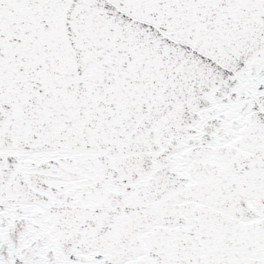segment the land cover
Here are the masks:
<instances>
[{"label": "snow or ice", "instance_id": "snow-or-ice-1", "mask_svg": "<svg viewBox=\"0 0 264 264\" xmlns=\"http://www.w3.org/2000/svg\"><path fill=\"white\" fill-rule=\"evenodd\" d=\"M0 264H264V0H0Z\"/></svg>", "mask_w": 264, "mask_h": 264}]
</instances>
